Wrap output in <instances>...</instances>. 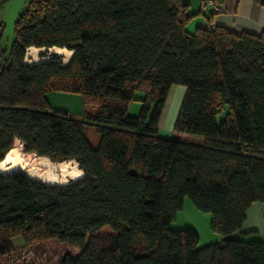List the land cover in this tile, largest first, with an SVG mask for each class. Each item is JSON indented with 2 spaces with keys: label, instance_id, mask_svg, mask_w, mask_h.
Masks as SVG:
<instances>
[{
  "label": "trees",
  "instance_id": "obj_1",
  "mask_svg": "<svg viewBox=\"0 0 264 264\" xmlns=\"http://www.w3.org/2000/svg\"><path fill=\"white\" fill-rule=\"evenodd\" d=\"M189 6L28 0L0 62V161L18 146L23 157L56 162L46 161L49 174L65 161L76 174L51 184L21 164L0 170V260L17 237L22 246L55 243L47 264H264V241L242 237L253 232L243 230L248 209L264 204V29L188 32ZM29 47L72 54L26 64ZM176 84L185 86L174 126L181 138L159 137ZM136 91L144 96L130 115ZM50 92L78 95L95 111L75 118L52 109ZM185 197L210 213L218 243L197 248L193 229L170 228Z\"/></svg>",
  "mask_w": 264,
  "mask_h": 264
},
{
  "label": "rangeland",
  "instance_id": "obj_2",
  "mask_svg": "<svg viewBox=\"0 0 264 264\" xmlns=\"http://www.w3.org/2000/svg\"><path fill=\"white\" fill-rule=\"evenodd\" d=\"M27 2L28 0H6L0 4V62L4 57L8 55L10 45L13 41L15 20L18 17L19 13L25 8ZM40 53H44L46 55L44 57H40ZM51 53L53 52L50 51V48L46 50L44 48H36L34 52L30 53L31 55L25 54L26 57H24V63H37L39 61L45 60ZM62 56L61 57L63 63H65L70 57L68 55V52L62 54ZM184 93L185 86L181 84L171 86L158 126L157 135L159 137L168 139L181 138V136L174 131V126L182 103V99L184 97ZM47 95V98H49V105L52 109L61 111L66 110L71 114L74 113L73 111L77 107L80 106L81 108H83L81 98L78 95H67L61 94L59 92H50ZM143 96L144 93L141 91H136L134 93V99L129 103V106L131 105L130 109L128 106V112L132 113L130 115H137L139 113L141 106L140 99H142ZM223 117L224 115L222 113L217 114L216 122L219 123L223 119ZM182 139L192 143L201 142V140L196 137H183ZM16 144L20 145L21 143L19 141H16ZM15 147L17 148L18 155L21 157V167L19 169L29 178L38 176L47 183L64 184L67 181H72V178L76 174V165L71 161L58 163L56 166V170L52 174H49L46 172V169L44 167L46 161L52 164H55L56 162H52L48 158L36 159V155L32 153H24L22 151L24 154H29V156L23 157L19 150V147ZM20 148L22 149L21 145ZM12 154L13 153H11V155ZM9 164H11V160L5 156L4 162L0 163V170H5L6 165ZM59 168H61V170H59ZM8 172L10 173V171ZM255 204L256 205H254V207H252L251 209L250 214H252V216H250V218L246 221L243 229L251 227L256 231H253L251 232L252 234L249 233V235L246 234L242 237L244 239L259 238L264 241V209H262L264 207H262L261 205H257L258 203ZM210 219V213L198 210L194 206L192 201L188 197H185L183 200L182 208L175 213V217L170 224V228L174 230L185 228L193 229L198 235L197 248H202L208 244H214L220 241L219 234L215 232L210 226ZM109 233L110 232L107 228L102 229L103 236H106ZM20 241L21 239H18L17 237H14L12 239L14 245L13 250L9 254L1 258L0 264H47L48 257L50 255H53L58 248L55 243L51 242H42L39 244L22 246V243Z\"/></svg>",
  "mask_w": 264,
  "mask_h": 264
},
{
  "label": "crops",
  "instance_id": "obj_3",
  "mask_svg": "<svg viewBox=\"0 0 264 264\" xmlns=\"http://www.w3.org/2000/svg\"><path fill=\"white\" fill-rule=\"evenodd\" d=\"M209 1L211 4H208ZM216 7H220L221 11H215L214 8ZM188 13L192 16L186 25V30L188 32H193L198 27L206 29L209 27L213 28L214 26H221L235 33L248 32L259 34L261 30L264 29V0H190ZM47 100L49 102V98H47ZM130 107L131 105L129 109ZM64 111L68 113V111ZM84 111L94 112L95 108L84 106L81 108L79 106L73 111L74 113L68 114L72 117L80 118ZM83 132L90 144L96 146L99 135L94 128L85 125ZM15 141L18 142L19 140ZM254 205L256 204H252L248 209L244 224L250 216H252L250 213ZM257 205L264 207V205L259 203ZM243 230L256 231L251 227H247Z\"/></svg>",
  "mask_w": 264,
  "mask_h": 264
},
{
  "label": "bare ground",
  "instance_id": "obj_4",
  "mask_svg": "<svg viewBox=\"0 0 264 264\" xmlns=\"http://www.w3.org/2000/svg\"><path fill=\"white\" fill-rule=\"evenodd\" d=\"M36 48L34 47H29L27 49V55H31L30 53L31 52H34ZM31 51V52H30ZM37 51V50H36ZM39 51V50H38ZM50 51L55 53V54H59L62 56V54H65L66 52H68V55L71 56L72 54V51H69L65 48H60V47H52L50 48ZM26 57V56H25ZM64 57V56H62ZM33 61V60H32ZM15 152V153H14ZM11 153H13L11 155ZM6 157L9 158L11 160V164L9 166H6V169H15L17 168L18 166H20L21 164V157L18 155V151L16 148H12L11 150H9V152L6 154ZM4 160L0 161V163H3ZM67 162V161H65ZM60 163H64V162H60ZM66 165V164H65ZM59 167V166H58ZM59 170H61V168H59Z\"/></svg>",
  "mask_w": 264,
  "mask_h": 264
},
{
  "label": "built area",
  "instance_id": "obj_5",
  "mask_svg": "<svg viewBox=\"0 0 264 264\" xmlns=\"http://www.w3.org/2000/svg\"><path fill=\"white\" fill-rule=\"evenodd\" d=\"M208 4H211V2L209 1ZM215 11H221L220 7H216L214 8Z\"/></svg>",
  "mask_w": 264,
  "mask_h": 264
},
{
  "label": "water",
  "instance_id": "obj_6",
  "mask_svg": "<svg viewBox=\"0 0 264 264\" xmlns=\"http://www.w3.org/2000/svg\"><path fill=\"white\" fill-rule=\"evenodd\" d=\"M4 1H6V0H0V4L3 3Z\"/></svg>",
  "mask_w": 264,
  "mask_h": 264
}]
</instances>
